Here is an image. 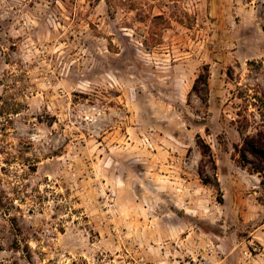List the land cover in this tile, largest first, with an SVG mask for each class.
<instances>
[{
	"label": "rangeland",
	"instance_id": "374dc122",
	"mask_svg": "<svg viewBox=\"0 0 264 264\" xmlns=\"http://www.w3.org/2000/svg\"><path fill=\"white\" fill-rule=\"evenodd\" d=\"M262 115L264 0H0V264H264Z\"/></svg>",
	"mask_w": 264,
	"mask_h": 264
},
{
	"label": "trees",
	"instance_id": "16d2710c",
	"mask_svg": "<svg viewBox=\"0 0 264 264\" xmlns=\"http://www.w3.org/2000/svg\"><path fill=\"white\" fill-rule=\"evenodd\" d=\"M198 84H201L204 88V95L207 96L208 94V70L205 66L203 68V73H201L197 79L195 80V83L193 85V90L197 92V86ZM202 102L206 104V98H201ZM243 121L247 122V115H241ZM261 118H264V115H262ZM239 130L243 128V126H239ZM204 150L202 151V154H208L209 149L205 145H203ZM235 151L238 154L239 161L243 166L250 165V168L253 172L260 174L264 178V133L261 131H258L255 135H245L242 138L241 144L237 145L235 147ZM251 157L254 159L255 163H250L249 158ZM262 184H264V180H262ZM13 222H15V218L11 219ZM16 225L12 223L13 231H18L15 228Z\"/></svg>",
	"mask_w": 264,
	"mask_h": 264
}]
</instances>
